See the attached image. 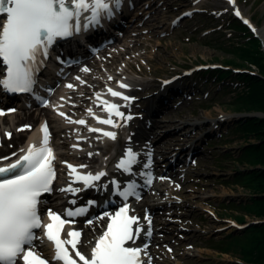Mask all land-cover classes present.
Here are the masks:
<instances>
[{
	"label": "rangeland",
	"instance_id": "rangeland-1",
	"mask_svg": "<svg viewBox=\"0 0 264 264\" xmlns=\"http://www.w3.org/2000/svg\"><path fill=\"white\" fill-rule=\"evenodd\" d=\"M236 4L254 25L258 27L263 25L264 0H236ZM145 8L142 9L143 19L132 26H130L132 21L130 20L126 33L118 37L116 44L99 59H106L114 51L117 52L118 56L110 59V65L107 68L114 76H119L121 74L119 68L125 70L129 67L125 76L137 83L138 91L146 87L149 91L146 95L158 88L161 79L183 73L185 68L201 62H211L221 66V63H224L231 55L229 51L233 44L249 40L251 37L247 31L232 29L234 8L228 0H157L154 8L148 10ZM259 40L264 52V42ZM124 47L127 49L124 50ZM119 50L122 51L121 54L118 53ZM99 64L103 68L104 65ZM239 71L262 75L256 65H251V70H237ZM195 78L197 79L183 78L177 83L197 84L194 93L182 97L179 103H174L170 108L163 110L156 118V121L162 123L157 135L159 134L160 137L166 135L163 146L191 136L194 140H198L209 132V128H212L209 121L213 116H219L223 111L233 110L230 103L237 98L234 89L240 86L241 82L232 80L231 75L216 81L214 75L210 73L205 75L197 73ZM262 78L264 79L263 75ZM99 87H101L100 84L97 88ZM88 103V100L83 102V107ZM139 104L143 107L147 106L143 100ZM144 120L139 119L136 125L137 130L146 134L148 129L143 128ZM191 123H200L202 126L186 128V125ZM232 127V122L224 124L215 135L209 136L201 144L200 154L192 158L188 157L186 164L177 169L181 172L188 171L186 180L191 185L180 188L182 196L173 197L174 202L170 201L169 206L160 210L161 213L154 214L158 229L163 226L162 214L168 216L171 214L169 216L171 220L166 224V231L160 230L155 235L165 236L168 239L176 235L177 242L182 241V244H176L174 251L167 247L171 251L166 250L164 255L156 254L157 261L153 264H231L240 260L238 255L230 252L220 253L218 249H212L213 241L222 239L236 230L230 219H226H234L233 216L227 215L233 210L227 209L226 212L223 204L233 201L239 203L241 200L251 198L242 186L231 182L237 166L236 156L242 151V144L245 142L239 132L231 130ZM2 128L0 126L1 136ZM178 129L182 130L178 131ZM60 135L61 131L55 139H59ZM5 142L7 149L0 154L12 149L10 142L8 140ZM253 142L257 141L254 139ZM121 147L122 142L114 141L110 148L106 149V154H112L115 149ZM183 147L185 148L183 144L177 147L178 152L174 155L175 157L181 153ZM101 150L105 152V149ZM100 155L97 154L98 157H101ZM180 155L184 159L187 153ZM170 159L172 157L161 161L165 169L169 168ZM240 166L243 167L241 164ZM234 212L237 213L238 210ZM256 220L264 223L263 218L246 216L248 222ZM165 242L168 243L167 240ZM168 244L171 245V242Z\"/></svg>",
	"mask_w": 264,
	"mask_h": 264
},
{
	"label": "snow or ice",
	"instance_id": "snow-or-ice-1",
	"mask_svg": "<svg viewBox=\"0 0 264 264\" xmlns=\"http://www.w3.org/2000/svg\"><path fill=\"white\" fill-rule=\"evenodd\" d=\"M124 2L125 0H0V14H4L0 23V91L13 94L33 93L37 75L46 66L55 43L96 29L101 26L102 20L111 19L120 12ZM229 3H234V0H229ZM234 14L251 28L249 21L243 19L239 9H235ZM252 30L255 31L254 28ZM56 60L63 63L59 55L56 56ZM81 71L90 70L84 67ZM75 79L82 84L86 83L79 76ZM108 79L111 80L113 77L109 76ZM117 83L119 88L129 87L123 82ZM164 83L167 84L169 81ZM66 87L72 89L74 85L69 83ZM107 93L125 101V106L135 99L111 87L107 88ZM95 96L104 106L103 111L107 113V118L95 117L98 123L120 127L122 125L118 121L126 123L133 118L131 114L126 115L120 111L121 105L103 100L100 93H96ZM44 103L47 104V101ZM87 111L94 115L91 108ZM4 114V111L0 110V115ZM58 114L68 123L81 125L86 123L83 119L73 121L64 112ZM30 128V125H24L17 130L24 131ZM40 130L42 139L39 145L28 144L26 148L19 150L21 154L18 159L0 166V264H49V261L36 251L34 243L37 240L42 243L45 239L53 248L52 260L57 264H78L72 252L82 264H150V258L147 262L144 260L147 256V243L142 247L126 246L128 242L135 245L141 234L151 236L150 217L147 214L144 216L147 224L145 231L140 225L139 217L129 214L131 210L127 203L129 197L140 198L134 180L127 182L122 189L115 179L111 181L113 192L124 202L114 213L105 211L102 216L97 217L98 220L107 218V224L102 234L95 239L88 255L77 250V245L81 242V231L69 229L67 238L62 236V232L65 225L74 223L75 218L87 214L89 208L96 205L95 200L87 201L84 206L65 209L63 213L48 208V222H42L39 205L44 202L40 197L53 191L56 172L53 166L55 155L49 146L50 133L46 122L41 125ZM89 131L102 132L104 137L116 139L114 131H104L100 128H89ZM5 135L11 139V133ZM139 155L131 147H127L116 165L117 169L131 173L133 166L139 163ZM145 155L146 162L143 163L138 175L145 177V183L150 185L151 172L147 170L151 168V152ZM16 156L17 153L13 152L10 156L0 157V161ZM67 167L72 183L58 189L63 193L76 195L84 189L97 187L95 182L106 175L104 171L82 174L78 169L86 168V165L67 164ZM77 182L83 183V189L72 186ZM103 187L107 188V185ZM69 203L74 205L76 201L72 200ZM85 223L92 225L94 221L87 219ZM38 229L43 230L40 237L34 232ZM68 246L71 247V252Z\"/></svg>",
	"mask_w": 264,
	"mask_h": 264
},
{
	"label": "trees",
	"instance_id": "trees-1",
	"mask_svg": "<svg viewBox=\"0 0 264 264\" xmlns=\"http://www.w3.org/2000/svg\"><path fill=\"white\" fill-rule=\"evenodd\" d=\"M234 27L246 30L237 23ZM229 53L231 55L224 62L226 65L248 68L256 65L264 76V52L258 38L251 36L249 40L233 44ZM227 75V72L220 70L217 76ZM262 75H238L245 82V87L236 92L237 98L230 103L233 110L264 113ZM234 131L239 132L245 142L242 151L236 156L237 166L231 182L242 186L251 198L239 203L233 201L228 207L239 211L233 216L240 222H245L247 215L264 219V117L243 120L235 124ZM252 139L257 142L254 143ZM213 242V247L220 252L238 255L242 261L231 264H264V223L252 225Z\"/></svg>",
	"mask_w": 264,
	"mask_h": 264
},
{
	"label": "bare ground",
	"instance_id": "bare-ground-1",
	"mask_svg": "<svg viewBox=\"0 0 264 264\" xmlns=\"http://www.w3.org/2000/svg\"><path fill=\"white\" fill-rule=\"evenodd\" d=\"M126 3V2H125ZM125 3L123 4V7L126 6ZM157 4L159 5V3L157 2ZM156 5V1H152L149 5V8H154ZM236 9H239L238 6H236ZM240 10V9H239ZM122 15V12L120 13ZM119 17V15H118ZM137 19L134 20V22ZM256 31L258 32V34L260 35V37L262 38L263 42H264V23L261 27H257ZM87 66H89L88 68L90 69L89 73L87 72H82L79 71V69H77L75 72L77 73V76H79L83 81H85L86 83H80L78 80L75 79V77H72L71 75H69V78L67 79V81L64 83V86L62 88L59 87V89L57 90V97L54 98L52 106H51V110L48 108H37L36 112H34V114H32V111H24V110H17L14 113L5 115L4 117H0V126H4L7 127L9 133H11V139L9 140L10 143L14 144V145H18L24 141L23 138L26 136H31L32 134V129L33 126H31V131L28 132V129H25L24 131H18L17 129H20L24 123H30L35 119V117H37L38 115H40V118L46 117L49 123H51L50 127H51V132L55 135H57L58 133V128H62L66 129V128H78V124L76 123H68L66 121V119L64 117H61L58 112H64L66 114V116H72L74 117L72 114L73 111H71L72 109L74 110L76 108L77 105H79V103L83 100V98L79 99V94L82 92L80 91V87H83L84 92L85 90H87L90 85H94L97 82V77L99 79L101 78H106L108 81V77L111 76L112 77V72L110 71V69L108 68H101L99 62L93 58L92 60H87ZM89 64V65H88ZM107 64V63H106ZM106 67V66H105ZM73 84L74 87L72 89H69L66 87L67 84ZM77 86L79 88H77ZM86 88V89H85ZM138 87L137 85L133 84L132 88L130 89V91H135L137 90ZM101 98L103 99V95L101 94ZM69 100L74 101L75 105L70 106L68 104ZM92 102V107H88L92 109L93 114L100 109V102L97 101L96 96L94 98V100L91 99ZM49 112H54L55 113V117L50 115ZM88 112V111H87ZM57 115V117H56ZM90 115V114H89ZM231 115H228V117H230ZM39 118V119H40ZM58 118V120H57ZM23 119V121H22ZM73 121L74 118H72ZM57 122H59L57 124ZM162 125V123L160 122H153L150 126H149V134L147 135V137L149 138V140L151 138H153L154 136H156L155 141H151L148 144L149 145V149H151V165H152V169L155 172L156 176H155V183H154V187L152 189L149 190L148 194L145 195L141 200L140 203H137V205H133L134 208V212H138L139 207L142 206L143 208H147L149 209L150 212H153L154 210H156L157 212H159V209L164 208L163 202H156L157 204H148L147 202V198H153L157 197L160 194H165L166 198H173L172 196H177L180 195L181 196V190H177V189H173V186L171 184V181L177 182L180 184L181 188H183L184 185H191L189 184V181L186 180L187 177H184L182 174H180L179 171H158L156 169V164L157 162H160V160L156 159L157 155L160 153L161 155H163L165 158L171 157L172 155H174L177 151H176V146L178 142H173V143H168L165 144L167 146H163V140H165V136L160 137V135L158 133V129L160 128V126ZM188 127H193V128H198L200 126H202L201 124H187ZM81 127V126H80ZM6 129V128H5ZM61 130V131H62ZM181 131V130H180ZM89 128L87 129V134L89 133ZM72 135V134H71ZM135 137L137 139H139L141 136H143L142 134H138L135 133L134 134ZM66 137L71 138L69 135H67ZM73 137V144L74 145H84V143L82 144L81 141L77 140L80 138L79 132L76 131V134L72 135ZM193 136H191L192 138ZM31 138L28 137L27 142L30 140ZM105 137H100L99 139H93L92 143L94 142H105ZM6 140V139H5ZM4 139H2V143L3 146H7V143L5 142ZM176 141H181V139L176 140ZM56 149L59 150L60 147H62L64 145V143H66V141H62V144H60L57 140L53 141ZM5 150V147H1L0 152ZM10 152V151H9ZM9 152H6L4 154H1L0 157H3L7 154H9ZM75 154H79V151L77 153H68L66 155H69L68 158L65 159V161H68V164H71L73 166H79L81 163H77L76 160H79L77 157H75ZM60 155V152L58 151L57 153V159L59 160L58 156ZM61 155H65V154H61ZM86 155H88V153H86ZM66 157V156H65ZM92 159L90 161H96L97 160V156H95V154H92V156H90ZM180 159V158H178ZM66 161V162H67ZM180 163V161L176 162V166ZM198 169V167H196ZM163 177V179L161 178ZM71 179L70 177L67 178ZM195 184V183H194ZM202 188H205V186H202ZM168 190V191H167ZM64 198V196H63ZM65 199L68 200L67 195L65 196ZM155 202V201H154ZM56 211H58L57 208H55ZM164 221L170 220L169 218H163ZM100 223V225L102 224L101 220H94V223L92 225H86V224H82L81 222V226H78L79 228H81V242L78 244V246L81 248V250L84 251V253H86L87 255L90 253V249L94 244L95 239L102 234V231L104 230V225L102 226H96L97 223ZM166 228L165 225H163L162 229ZM62 236L64 238H67V233L62 232ZM153 243L156 244H161L162 241L159 237L153 238L152 239ZM35 246H37L35 244ZM78 248V247H77ZM79 249V248H78ZM164 252L162 251L161 247H156V248H149V252L146 256V260L148 261L150 258V263H154L155 262V258H156V254H161ZM47 259L49 261V264H56L53 260H52V256H47Z\"/></svg>",
	"mask_w": 264,
	"mask_h": 264
}]
</instances>
